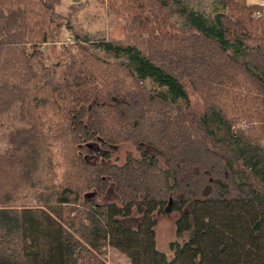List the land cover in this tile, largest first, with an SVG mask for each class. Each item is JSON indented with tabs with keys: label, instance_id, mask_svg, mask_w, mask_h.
I'll list each match as a JSON object with an SVG mask.
<instances>
[{
	"label": "trees",
	"instance_id": "16d2710c",
	"mask_svg": "<svg viewBox=\"0 0 264 264\" xmlns=\"http://www.w3.org/2000/svg\"><path fill=\"white\" fill-rule=\"evenodd\" d=\"M96 1L0 0V264H264V0Z\"/></svg>",
	"mask_w": 264,
	"mask_h": 264
},
{
	"label": "rangeland",
	"instance_id": "374dc122",
	"mask_svg": "<svg viewBox=\"0 0 264 264\" xmlns=\"http://www.w3.org/2000/svg\"><path fill=\"white\" fill-rule=\"evenodd\" d=\"M58 9L63 17L70 19L74 31L63 27L60 32L54 34L55 44L43 47L48 65L59 60L62 45H69L72 42L73 33L89 34L97 38L106 37L107 39H121L124 36L126 25L124 18L110 15L106 5H102L100 1L59 0ZM54 151L57 169L61 173L60 152L57 148ZM177 218L178 214L176 213L157 215V249L163 253H169V244L175 240ZM105 259L108 264H131L125 255L112 249L108 250Z\"/></svg>",
	"mask_w": 264,
	"mask_h": 264
}]
</instances>
